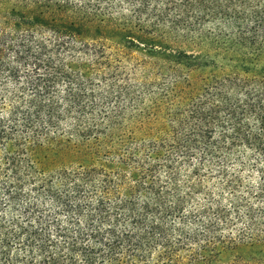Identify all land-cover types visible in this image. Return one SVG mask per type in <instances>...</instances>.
<instances>
[{
    "label": "trees",
    "instance_id": "16d2710c",
    "mask_svg": "<svg viewBox=\"0 0 264 264\" xmlns=\"http://www.w3.org/2000/svg\"><path fill=\"white\" fill-rule=\"evenodd\" d=\"M0 264H264V0H0Z\"/></svg>",
    "mask_w": 264,
    "mask_h": 264
},
{
    "label": "rangeland",
    "instance_id": "374dc122",
    "mask_svg": "<svg viewBox=\"0 0 264 264\" xmlns=\"http://www.w3.org/2000/svg\"><path fill=\"white\" fill-rule=\"evenodd\" d=\"M124 66L125 74L124 77L120 78L121 81L130 80V81H137L140 79H136V77H149L150 80L156 77H175L173 71H170L166 68L162 60H155L148 56H144L143 53L135 52L131 54V56H124ZM188 77H197L195 72H186ZM199 76V73H198ZM201 76V75H200ZM199 76V77H200ZM257 79V78H256ZM235 161V160H234ZM209 166L213 167L209 170V172L202 171L197 179H203L204 183L208 188H214V181H221L227 179L229 175L225 176L222 173L216 171L219 169L221 165H230L234 167H239L238 162H223V161H214V162H207ZM195 166L193 163L191 167ZM234 173L233 175H235ZM182 175L185 176L186 173L182 171ZM231 175V172H230ZM245 176V175H244ZM204 194H200V198Z\"/></svg>",
    "mask_w": 264,
    "mask_h": 264
}]
</instances>
